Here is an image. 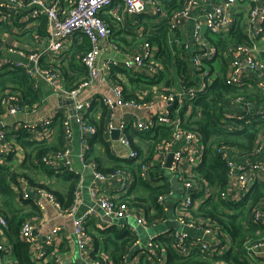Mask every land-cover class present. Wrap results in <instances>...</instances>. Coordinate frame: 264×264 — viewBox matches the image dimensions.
<instances>
[{"label": "built area", "instance_id": "2783aa9c", "mask_svg": "<svg viewBox=\"0 0 264 264\" xmlns=\"http://www.w3.org/2000/svg\"><path fill=\"white\" fill-rule=\"evenodd\" d=\"M149 12L152 17H157L155 20L157 23L167 22L168 36L178 32L183 21L192 22L190 40L181 41L176 35L172 42L170 40L169 45L170 43L173 45V55H176L175 49L179 47L182 53L178 55L187 58L190 56L189 68L195 71V76L193 81H187L186 77L179 75L181 80L178 88L141 91L136 97L127 100L124 97V86L130 82L127 81L129 75L157 78L163 73L164 66L158 61L160 50L155 44L144 42L138 50L123 52L113 40L114 29L104 15L110 16L120 26L126 28L128 18L134 24H139L141 16ZM239 14L244 16L246 41L229 42L222 48L219 42L229 41L231 30L240 20ZM10 16L32 25L45 22L46 44L37 51L5 45L0 49V71L9 73L22 71L29 79L40 76L46 83L53 84L57 79L54 67L58 63L60 44L77 34L87 38L90 48L81 59L82 65L88 70L87 79L81 81L74 89L66 90L57 84L56 87L61 88V94L74 103L76 111L89 110L97 99L112 111L106 124V131L111 135L112 131L119 130L117 142L127 151L126 159L140 166L138 174L143 182L150 183L152 179L156 180L151 172L152 166L143 163L140 151L134 147L135 141L128 134L127 123L119 121L113 111L121 107L144 112L143 118L136 115L134 124V130L141 134H147L159 126L173 129L172 136L157 146L155 156L157 160L159 159V166L164 168L168 166L169 157L172 155L169 171L183 182L186 179L190 180L185 182L186 191L175 204L177 222L175 229L147 238L142 236L137 225L133 226L130 222L134 204L130 200L129 193L136 184V174L128 169H117L108 176L97 170L94 172L95 178L102 182L113 178L119 179L121 197L96 188L91 192V196L99 204L103 214L112 220L106 228L117 226L129 231L133 236L132 247L137 248L136 258L125 264H141L139 260L141 258H148L150 264H166L167 259L157 252L156 243L160 236L167 234L173 240V249L181 257H189L194 248L211 254L224 253L230 247L231 239L215 220L197 216L198 207L215 198L216 191L219 190L212 187L205 179L195 177V170L203 162L205 146L200 134L186 130L182 126L180 115L185 104H192L206 95L210 86L220 77L214 73L211 65L221 57L226 65V73L223 75L226 83L242 92V94L234 92L226 95L221 102L224 109L222 123L228 124L232 121L229 130L236 131L242 130L243 124L264 119V49L262 48L264 0H180L178 7L171 12L165 7L163 0H74L67 10L62 5V0H0V23ZM119 57L123 59L119 60ZM46 62L48 64L44 66ZM192 75L190 74V77ZM114 76L117 77L118 82L111 85L109 91L115 95V98L102 95L101 86H108L110 77ZM86 91L89 93L83 95ZM22 97L21 93L10 89L0 92V156L6 158L16 151L14 138L9 136L10 133L28 128L17 122L12 129L8 124V118L36 110L35 106L25 103ZM53 120V117L48 116L29 127L32 139L51 144ZM70 120L71 118L67 117L63 122L68 139L72 136ZM77 121L82 135L93 137L96 134V126L87 122L84 117H79ZM87 150L89 151V146ZM86 155V153L81 154L82 161H85ZM213 155L221 157L227 165V186L220 192L221 197L228 204L242 202L256 183L264 184V129L257 136L251 152L243 155L238 147L222 143L213 146ZM71 157L72 150L62 148L35 157L33 163L45 165L56 174L74 173ZM186 164H189L190 170L183 168ZM91 167L96 168L95 164ZM180 174L185 175V178H180ZM161 178V175L158 176L159 180ZM32 191L40 199H50L60 213L72 218L74 227L72 235L78 251V260L72 264H112L111 259L105 255H102L104 262L94 259L92 254L95 249L91 243V230L88 226L94 211L89 210L77 216L79 204L77 194L73 206L63 209L47 189L27 187L22 181L20 195L28 199ZM174 195V191L170 190L158 197L157 205L150 203L146 209L151 217L157 216V206L162 208L163 213H167L166 202ZM37 203L41 213L45 212L44 203L41 200ZM40 218L39 215L32 216L20 229V240L28 245L31 262L64 264L60 256L61 242L63 237L72 235L67 233L64 226L57 225L44 237L45 247H43L35 234L37 228L43 227H38ZM247 219L249 223L258 226V229L255 236L248 238L243 245L246 259L251 264H264V199L252 209ZM160 220L167 221V218L163 215ZM248 222L243 223L246 228ZM139 225L146 228L145 218L140 220ZM7 229L8 223L0 213V264H13L9 261L13 254V246L4 238ZM188 229L201 231L203 236L191 237Z\"/></svg>", "mask_w": 264, "mask_h": 264}, {"label": "crops", "instance_id": "0c3cea01", "mask_svg": "<svg viewBox=\"0 0 264 264\" xmlns=\"http://www.w3.org/2000/svg\"><path fill=\"white\" fill-rule=\"evenodd\" d=\"M51 1V0H48ZM180 0H178L176 3H179ZM74 0H62V5L64 6L65 10L69 9ZM215 2V1H214ZM167 8L166 4H164ZM168 9V8H167ZM241 9V8H239ZM240 15L238 17L240 18ZM104 18L109 21L114 29V36L113 40L121 47L123 52H131L138 50L139 47H137V42L140 41V36L142 34L140 33H150L151 31H156L158 27L162 23H157L155 20L157 17H152L151 13L144 14L140 18L139 24H134L131 19H127V27L123 28L120 26L114 19H112L108 15H104ZM192 31V22L191 21H183L178 32L172 33V35L168 36V45L171 40L176 38V35L178 39L181 41H189ZM46 38H47V30H46V24L45 22L38 24V25H32L29 22H20L15 16H10L8 19L0 23V49H2L5 45H12L17 46L19 48L24 49H31V50H40L42 49L46 44ZM84 37L82 35H75L72 38H69L67 40H64L60 46H59V56H58V63L54 67V72L57 75L56 82L53 84L46 83L42 77L35 76L30 79L33 85V89L38 94L40 100L35 104H29L25 101V98H23V101L31 106H35L36 110L33 112H29L27 114L20 113L15 117H9L8 118V124L10 127H12L15 123H21L22 125H26L29 127L36 125L40 122L41 119L46 118L48 116H51L54 118L53 120V133H52V142L51 147L53 149H62V148H70L72 150V165L74 168V175L78 177V186L76 194L79 196V204L77 207V216L83 215L85 212L89 210L94 211V215L89 219L88 226L93 234H95L97 237H99L102 240L101 232L103 229H107L106 226L108 223H110L112 220H110L106 215L103 214L102 209L100 208L99 204L94 201V199L91 196V192L93 190L99 189L104 190L110 195H115L116 197H121V193L119 192V179L113 178L109 179L106 182L99 181L95 178V170L105 174L108 176L113 170V168L116 165V160L122 161L124 165L119 168H125L130 170L131 168L127 167L128 162L133 163V168H137L136 162L129 161L126 159L127 151L121 147L119 142L114 141L112 139V134L109 135L106 131V124L109 120V117L112 114V111L108 109L101 100L97 99L92 107L87 111H76L75 105L72 101L67 100L61 93L62 89L57 88L56 84L61 86L63 89L66 90L71 89L70 87L78 85L80 81H85L87 79L84 78V76L81 74V69L84 68L82 65L81 59L83 57L82 54L77 55L75 60L73 61V64H75L74 69L70 68V60L73 57V50L76 47H79L82 45L84 41ZM124 44V45H123ZM158 46L157 44H155ZM159 47V46H158ZM169 47L171 50L173 49V45L170 43ZM262 48L264 49V41H262ZM176 55L179 58H183L189 65V59L190 56L187 54L188 58L184 55L180 56L178 54L182 53V51L177 47L175 49ZM123 57H119V60H122ZM48 63H44V66ZM212 70L214 73L220 75H224L226 73V65L224 63L223 58H218L214 63H212ZM87 70V69H86ZM117 71V70H116ZM115 71V72H116ZM193 74L191 77H186V80H192L194 78V70H190ZM5 71H0V92L4 91L5 89H14V85L12 82H10V77L13 75L5 74ZM68 74L73 79V83L70 84L67 82L65 75ZM177 68L174 66L169 71H167L164 68L163 73H161L157 78H150L145 77L144 75H138L128 76L129 83L127 82V85L124 86L125 93H133L136 97V94H138L141 91H152L154 89L156 90H162V89H171V88H178L180 83V77ZM132 81V82H131ZM118 82V79L116 76L110 77L108 86L104 85L101 86V94L105 96H110L112 98H115V95L111 93L110 86L114 83ZM13 88V89H12ZM14 91V90H13ZM16 92V91H15ZM20 93V92H19ZM89 93V91H86L83 93V95H86ZM124 93V95H125ZM82 95V96H83ZM192 104L187 103L183 107V111L181 114H184V119H186L187 114L189 113L191 109ZM185 111V112H184ZM194 112V109H193ZM192 112V113H193ZM113 113L115 114V117L119 121L126 122L129 129L128 134L129 136L135 141L134 147L140 151L142 161H145L144 154L147 152L146 149L148 148L149 142L151 141V138L154 136V133L152 134H141L139 132H136L134 130V124H135V118L136 115L143 118L145 115L144 112H137L130 108H121L117 107ZM192 115V114H191ZM59 117V118H58ZM61 117V118H60ZM71 118V127H72V136L70 139H68L65 129L63 120L66 118ZM79 117H84V119H87L88 121H94L96 127L100 125V123L104 120V138L105 142L107 143V147L102 146L100 139L93 137H87L82 135L80 130L79 122L77 121ZM61 119L63 122H61ZM183 117L180 115V120L182 121ZM133 132V133H132ZM14 140V139H13ZM14 142V141H13ZM94 142V143H92ZM91 152L90 161H82L80 156L82 153H88V148ZM15 153H13L10 157L6 158L3 156H0V165L3 167H10L11 169L18 168L21 164L25 162L26 156H27V150L21 147H16ZM177 148V145H176ZM110 153V154H109ZM121 155V156H120ZM154 158L152 160H147V163H149L152 166L151 172L153 175L152 181L149 184L151 187H159L164 184H168L170 189L174 191V196L170 198L165 205V208L167 209V213H163L159 215L157 213V216L151 217L150 213L147 211V207H149L150 201L147 203L141 202V204L137 205L135 203L132 209V215L130 222L133 226L137 225L139 232H141L142 236H145L147 238L148 236L152 235H159L160 233L166 232L167 230L175 229L177 227V222L175 220V204L177 200L185 193V182L190 181L189 179H186V181H181L177 179L171 171H169V166L161 167L159 166V159L157 160V157L154 155ZM93 160H95V169L91 167L93 164ZM37 164V163H36ZM33 164L30 163V166L26 170L27 178H20L16 184H13V189L16 192V209L21 210L25 214H31L33 212V206H35L36 214L39 215L40 218V224L38 227H42V229H36V237L38 238V241L41 243L43 247H45V236L49 233V231L54 228L57 225L64 226L67 229V233L72 235L73 234V220L70 217H65L62 213L59 212L57 207L50 201V199H40L39 196L35 192L30 193V198L24 199L23 196L20 195L21 192V183L22 181L25 182V186L27 187H39L43 186L41 188L47 189L49 192L56 191L59 194H62L64 197V194L67 192L66 187L68 186V182H64L61 177H59L56 173L49 174L48 170L51 168L46 167L43 168L42 165L37 164L34 167ZM101 169L99 170L98 169ZM184 169L190 170L189 164H186V166L183 167ZM52 170V169H51ZM50 170V171H51ZM115 171V170H114ZM66 172L61 173L62 175H65ZM162 176V178L159 180L158 176ZM195 175V174H194ZM196 177V175H195ZM180 178L184 179L185 175L180 174ZM187 178V177H186ZM197 178V177H196ZM167 182V183H166ZM183 182V183H182ZM133 189V192H132ZM218 190V189H217ZM224 191V190H221ZM54 195V192L52 193ZM150 195L149 191L145 188L140 187V185L135 184L134 187L131 188L129 197L130 200L133 202L137 197H144L147 198ZM38 197V199H37ZM54 197L58 198L56 195ZM76 197V195H75ZM213 197V196H212ZM213 199L215 201L221 200L222 203H227L222 197L221 192L216 191V197ZM38 200H41L42 203H44L45 212L41 213L39 206H38ZM75 201V200H74ZM34 204V205H33ZM61 204V203H59ZM74 204V203H73ZM152 204V202H151ZM55 206V207H54ZM62 207V205H60ZM73 206V205H72ZM200 207V206H199ZM198 207V210H199ZM63 208V207H62ZM64 209V208H63ZM143 209V210H142ZM231 208L227 207L225 209V212H231L234 213V210H230ZM224 210V207L223 209ZM194 214H196L194 210ZM32 215V216H34ZM165 215L167 218V221H161V217ZM31 216V217H32ZM30 217V218H31ZM145 218L146 221V228H144L143 225H139L140 220ZM120 223H122L120 221ZM111 228V227H110ZM119 229H121L119 227ZM189 235L191 237H201L203 236V233L201 231L197 230H187ZM7 237V236H6ZM6 240L9 241L8 237ZM161 237V236H160ZM159 237V238H160ZM163 237L169 238L168 234L164 235ZM158 238V239H159ZM157 239V252L163 257L167 259L166 251V245L164 243H161ZM205 240H207L206 237H204ZM172 240V239H171ZM173 241V240H172ZM62 248L68 249L69 253L62 254L60 252V256L63 258V263H69L72 264V262L78 260V251L75 246L73 235L70 237H63V241L61 242ZM133 245H131V248L129 249L128 253L125 257V262H130L133 259H135V252L137 248H133ZM173 246V242H172ZM29 256H31L30 252ZM141 264H150L148 258H141L139 259ZM9 261L13 264H21L18 260V258L15 255V251L13 248V254L11 255ZM164 262V261H162ZM157 264V263H156ZM219 264V263H214Z\"/></svg>", "mask_w": 264, "mask_h": 264}, {"label": "trees", "instance_id": "16d2710c", "mask_svg": "<svg viewBox=\"0 0 264 264\" xmlns=\"http://www.w3.org/2000/svg\"><path fill=\"white\" fill-rule=\"evenodd\" d=\"M177 1L178 0H163L164 4H166L169 9V12L178 7L179 3H176ZM168 33L169 28L167 22H164L157 28L156 31L144 34L140 33L142 35L140 36V41L137 42V47L141 46L144 42L157 44L160 50V54L158 55L159 63H161L167 71L175 66L178 73L182 77H189L192 72L190 71L191 69L189 68L188 63L183 58H179L178 56L175 57L172 54V50L168 45ZM246 38L244 16L240 15V20L230 32L229 41L217 40V42L220 41L219 45L224 48L229 42L242 43L246 41ZM89 48L90 44L87 38L84 39L81 46L74 48L73 57L70 60V68L74 69L75 64H73V61L76 56L82 53L85 54ZM86 69L87 68L85 67L81 69V74L84 78L88 77V70ZM4 73L13 75L10 77V82L14 85V89H12L16 92H20L23 96L22 98H25L27 103L35 104L40 100L38 94L33 89L32 82L22 73V71ZM65 77L68 83H73V79L70 75L66 74ZM70 88L74 89L75 86ZM234 92L242 94L240 90L229 86L226 83L225 76L222 75L214 81L206 95H203L192 102L194 112L188 120L184 119L183 113L181 114L183 117L182 126L186 130L200 134L205 146L203 162L195 170V175L197 178L205 179L212 187L218 190H225L227 186L228 169L226 163L221 159V157L213 155V146L225 143L238 147L244 155L253 150L257 136L264 129V119L252 121L250 124H243L244 128L236 131L229 130V126L232 124V121L228 124L222 123L224 109L221 102L224 100L226 95ZM134 96L135 95L133 93L127 92L124 95L127 100L134 98ZM86 118L88 119V117ZM87 119H85L87 122L96 126L94 121H88ZM63 121L61 119V122ZM30 130L31 129L29 128H21L9 135L14 138V146L27 150L25 162L16 169L0 165V213L5 217L8 223L6 236L12 244L15 255L21 264H34L31 262V258L28 253L29 247L26 243L20 240L19 234L22 224L38 212H36L37 208L35 206H33V212L31 214H25L21 210L16 209L15 204L17 195L12 185L16 184L22 177L27 178L26 170L30 166V163L33 164V167L37 165L36 163H33L35 157L38 158L49 151L57 150L53 149L50 144L33 140ZM104 131L105 127L103 120L97 128L94 139H100L102 146L107 147V143L104 138ZM152 133H154V136L151 138L148 148L146 149L147 152L144 154L145 161L143 163H147V160H152L154 158L153 156L155 155L157 146L172 136L173 129L171 127L159 126L149 132V134ZM90 151H88L86 155L87 161L88 159L90 161V156L92 155ZM114 160L116 161V165L112 169L113 171L117 169H125L119 168L124 165L122 161H118L116 159ZM92 162L93 164H96L95 160ZM42 167L46 168L47 166L42 165ZM127 167L131 168L130 171L136 174V184L147 189L150 193L147 198L137 197L133 203L139 205L141 202L147 203L150 201L153 205H157L158 197L171 190L168 184H164L159 187H151L149 184L143 182L138 174L140 166L133 168V163L128 162ZM50 170H48V173L51 175L54 174V171ZM57 175L61 177L64 182H68V186L66 187L67 192L64 194V197L56 191L53 192L54 195L57 196L59 203H61L60 205H62L64 209H68L73 205L75 200L78 177L71 172H66L65 175ZM262 199H264V184L256 183L246 196L245 200L240 203L224 204L221 200L215 201L213 198L206 201L199 207L197 216H203L205 218L215 220L221 226L223 232L231 239L230 247L224 253L219 255L217 253L211 254L202 252L200 249L194 248L189 257H181L173 249V241L171 238L161 236L158 241L166 245V264H251L249 260L246 259L247 257L245 256L243 245L248 238L255 236L254 234L258 229V226L249 223L247 217L252 209L259 202H261ZM223 207L224 210H222ZM227 207L231 208L230 210H234V213L225 212ZM157 208V213L161 215L162 208L159 206H157ZM244 222L249 223L247 228L244 226ZM100 232L103 241L93 234L92 231L90 234L91 243L95 249L92 254L94 259L98 262H104L102 255H105L111 259L112 264H125L126 254L133 243V236L131 233L125 229H119L117 226L103 229ZM60 249L62 254L69 253L68 249L62 248V245L60 246ZM48 264L55 263L51 262Z\"/></svg>", "mask_w": 264, "mask_h": 264}, {"label": "water", "instance_id": "95a60500", "mask_svg": "<svg viewBox=\"0 0 264 264\" xmlns=\"http://www.w3.org/2000/svg\"><path fill=\"white\" fill-rule=\"evenodd\" d=\"M119 135H120L119 130L112 131V139L114 141H118L119 140ZM171 162H172V155L169 157L168 166H170ZM37 199H38V197H37ZM64 264H69V263H64Z\"/></svg>", "mask_w": 264, "mask_h": 264}, {"label": "rangeland", "instance_id": "374dc122", "mask_svg": "<svg viewBox=\"0 0 264 264\" xmlns=\"http://www.w3.org/2000/svg\"><path fill=\"white\" fill-rule=\"evenodd\" d=\"M192 112H193V106H191V109H190L189 113L187 114L186 120H188L190 118Z\"/></svg>", "mask_w": 264, "mask_h": 264}]
</instances>
